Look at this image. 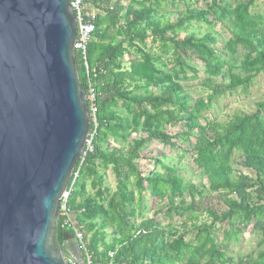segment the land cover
Segmentation results:
<instances>
[{"label":"trees","instance_id":"16d2710c","mask_svg":"<svg viewBox=\"0 0 264 264\" xmlns=\"http://www.w3.org/2000/svg\"><path fill=\"white\" fill-rule=\"evenodd\" d=\"M170 1L173 5L183 3L188 10L175 21L161 23L156 17L167 0H117L115 4L113 0H87L86 7L98 12L89 9L95 14L96 32L86 60L78 53L75 59L86 98L91 90L95 94L96 125L87 101L93 153L87 152L76 166L69 206L84 233L87 252L97 262L115 252L114 264H264V101L256 104L253 114H235L227 124L209 119L217 99L239 89L248 90L254 79L264 74V40L251 13L257 0L234 7L225 0ZM200 3L204 10L190 8ZM136 6L141 10H135ZM227 20L233 21L240 32L223 48L235 54L241 47L245 54L240 64L232 57L222 58L216 50L218 41L213 30ZM193 23L205 24L210 30L202 36L190 33ZM118 38L121 40L115 43ZM132 49L141 60L132 58L130 68L125 70L122 61ZM195 61L201 63L207 76L201 86L209 92L197 100L182 85L189 81L190 74L193 78L200 75L192 66ZM232 69L241 71L245 78L231 74ZM217 79L230 82L226 85ZM119 110H124L127 118ZM168 127H181L183 131L171 135ZM132 135L138 138L126 154L107 148L110 139L117 142ZM192 140L193 148L183 151L182 147ZM150 141L177 149L183 157L192 154L200 176L209 183L211 196L185 182L162 160L149 157L145 149ZM236 155L246 174L234 169ZM140 161L159 166L165 173L152 171L145 176ZM109 170L117 182L115 191L105 185ZM87 182L93 196L86 192ZM187 193L192 199L188 206ZM147 194L154 199V216L150 219L142 218L141 210ZM196 195L200 202H196ZM212 195L222 198L225 211L209 208ZM196 203L204 206L201 211L210 218L209 224L198 223L200 209H196ZM139 217L141 222L137 224ZM161 217L170 224L175 219L182 220L183 225L190 223L191 232L175 234L170 227L162 226ZM222 223L227 229L219 244L215 228ZM62 225L58 220V245L72 237ZM251 226L262 235L257 255L235 263L227 253L229 245L239 242Z\"/></svg>","mask_w":264,"mask_h":264},{"label":"water","instance_id":"95a60500","mask_svg":"<svg viewBox=\"0 0 264 264\" xmlns=\"http://www.w3.org/2000/svg\"><path fill=\"white\" fill-rule=\"evenodd\" d=\"M70 0H0V264H83L58 245L61 199L91 128Z\"/></svg>","mask_w":264,"mask_h":264},{"label":"rangeland","instance_id":"374dc122","mask_svg":"<svg viewBox=\"0 0 264 264\" xmlns=\"http://www.w3.org/2000/svg\"><path fill=\"white\" fill-rule=\"evenodd\" d=\"M116 1L117 0H113V4H115ZM225 1L234 7L237 5V3H250V1L253 0ZM167 2L168 3L166 5H163L162 9H159L156 17L157 20L161 23H165L168 20L175 21L181 14L185 13L188 10L187 6L183 3L179 2L173 5L170 0H167ZM126 5L127 3L125 2L123 6L126 7ZM202 6L203 4L200 3L198 5H191L190 8H193V10L202 11L204 10ZM135 8H137L135 10H141V7L139 6H136ZM89 9L92 12L98 13L94 8ZM251 13L252 18L255 19L258 23V28H260V31H257L258 35L262 36L264 40V0L255 1L251 9ZM125 14L126 11L122 13V16H125ZM99 15H103V13L100 12ZM209 30L210 29H208L205 24L195 25L193 23L190 29V33L202 36L203 33ZM239 32L240 28L236 24H234L233 21L229 20L218 23L213 30V33L215 34V37L218 41V44L216 45L217 53L222 54V58L232 57V61L240 64V62L242 61V56L243 54H245V51L241 47L238 48L235 54H231V51L228 48H223L233 39L234 34H237ZM120 40L121 38H118L115 43L119 42ZM128 54L129 55H126V57L122 61V65L125 70L130 68L131 62L133 61L131 60L132 58H135V61L137 62L141 60L140 55L138 56L137 52L133 49L130 50ZM164 61L168 63V58H165ZM192 66L198 68V70L200 71V75L193 78V75L190 74L189 81L183 82L182 85L184 86L187 94L194 100H197L201 97H206L209 94V92H207L206 89L202 88L201 86V83L204 79L207 78V76L204 74L202 65L199 61H195L194 63H192ZM230 73L233 75H238L241 78H245V75L242 74L239 70L232 69L230 70ZM216 82L225 83L227 85L229 84L230 79H217ZM261 101H264V74L257 76L248 90L239 89L235 93H228L227 95L217 99L213 108V114L211 115V117H209V119L221 124H227L229 121H231L235 114H253L256 110V104ZM119 113L123 118H127V113L124 110H119ZM181 131H183V128L181 127H168L167 129V132L171 135H176ZM141 136L145 137V135L143 134H141ZM135 138H138V136L132 135V137H130L129 139L119 140L117 142L110 139L107 148L111 151L118 150L121 151L122 154H126L129 145ZM193 143L194 140H192L191 144L182 147V150H191L194 145ZM145 152L149 157L152 156L156 159H160L171 169H175L177 171V174L181 176L185 180V182L189 183L194 188H198L200 192H203L205 194V196H211L208 190L209 183L206 179L200 176V171L194 165L192 154L183 157L184 155L181 151L158 144L155 141H150L147 144ZM234 160L236 161V163H234V169L236 170V172L240 173L239 171L241 170L244 174H246V169L240 166L241 161L239 155H236ZM139 164L145 176L149 175L152 171L160 174L165 173V170H163L159 166L155 167L153 164L146 165V162L141 161L139 162ZM105 185L112 191H115L117 182L112 170H109L106 173ZM86 192L89 194V196H93L94 192L91 188L90 182L86 183ZM196 202H200V197L198 195H196ZM191 203L192 199L187 193L186 204L188 206ZM153 205L154 199L151 198L149 194H147L144 197L143 205L141 208V210H143L142 218L150 219L154 216L153 210L151 209ZM208 205L209 208H214L218 211L226 210L225 206L222 203V198H215L214 195H212V197H209ZM203 208L204 206L201 205V203H196V209H200V211H198V223L209 224L210 218L205 213V211H201V209L203 210ZM160 219L162 226L165 228L170 227L174 230L175 234L191 232L190 223L183 225L181 224L183 223L182 220L175 219L174 222L170 224L166 217H161ZM136 222L137 224H139L141 222V217H139ZM222 224H218L215 228L216 241L219 244L223 242L225 229H227V227H225V224ZM261 238L262 235L258 233V231L254 230L251 226L245 233L240 236L239 242H232L229 245L227 253L234 259L235 263H237L240 259L247 260V257L251 254H253L255 258L258 252V243L260 242Z\"/></svg>","mask_w":264,"mask_h":264},{"label":"built area","instance_id":"2783aa9c","mask_svg":"<svg viewBox=\"0 0 264 264\" xmlns=\"http://www.w3.org/2000/svg\"><path fill=\"white\" fill-rule=\"evenodd\" d=\"M87 0H70V7L76 15L77 20V39L74 45L75 53H78L83 60H86L87 57V48L89 43L92 40L94 33L96 32V26L94 24L95 14L91 13L89 8H87ZM89 10V11H88ZM86 62V61H85ZM87 65V63H86ZM87 101L91 105V117L93 124L96 125V108H95V94L91 90L87 96ZM94 139V134L89 133L88 140L86 142L85 152L93 153L92 141ZM82 156V158H83ZM74 174V173H73ZM78 177V173L75 174V179ZM74 184H69L67 191L64 193L61 199L59 220L62 221L63 228L68 229L72 236L79 242L80 250L84 258L83 264H114L115 263V252H110L105 261H96L93 256L87 252L85 237L82 229L78 226L75 214L69 206V200L71 194L74 190ZM84 253V254H83Z\"/></svg>","mask_w":264,"mask_h":264},{"label":"flooded vegetation","instance_id":"af4514ba","mask_svg":"<svg viewBox=\"0 0 264 264\" xmlns=\"http://www.w3.org/2000/svg\"><path fill=\"white\" fill-rule=\"evenodd\" d=\"M69 240V239H68ZM67 241V240H66Z\"/></svg>","mask_w":264,"mask_h":264}]
</instances>
